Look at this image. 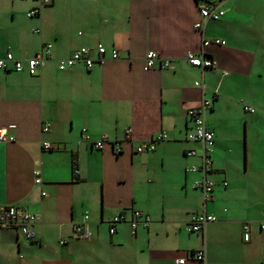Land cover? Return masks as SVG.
I'll return each mask as SVG.
<instances>
[{
	"label": "crops",
	"instance_id": "obj_1",
	"mask_svg": "<svg viewBox=\"0 0 264 264\" xmlns=\"http://www.w3.org/2000/svg\"><path fill=\"white\" fill-rule=\"evenodd\" d=\"M6 1L12 11L17 0ZM204 2L94 0L79 27L62 26L53 6L37 2L24 10L39 14H23L19 25L0 18V57L11 51L24 66L0 69V128L14 137L0 142V206L41 218L34 239L0 226V264H203L192 256L201 248L205 264H264V0H224L225 15L199 30ZM47 42L51 56L31 74L26 59ZM99 43L107 52L92 68H59L60 59ZM150 50L169 65L148 68ZM189 52L205 53L214 66L190 64ZM202 98L212 101L205 121L214 132L207 201L194 185L203 173L187 170L202 159V142L187 139V110ZM162 131L168 137L154 150L136 151ZM104 136V147L95 148ZM46 141L55 147L44 149ZM190 149L196 155H185ZM132 210L151 222L133 232L122 221L110 233L111 219L122 211L128 219ZM203 211L217 220L190 231L191 216ZM77 225L89 239L75 236Z\"/></svg>",
	"mask_w": 264,
	"mask_h": 264
},
{
	"label": "built area",
	"instance_id": "obj_2",
	"mask_svg": "<svg viewBox=\"0 0 264 264\" xmlns=\"http://www.w3.org/2000/svg\"><path fill=\"white\" fill-rule=\"evenodd\" d=\"M224 0H205L204 3L200 5L199 14L200 18L195 22L194 27L202 30L209 20H218L225 15V10L219 5ZM44 4L50 3V0H42ZM39 14V8H33L28 11L29 16H34ZM38 31V30H37ZM216 42L224 43V40H216ZM203 43H207V40L203 39ZM52 43H44L40 51H38L34 56L26 59L28 63V71L31 74H35L36 71L41 68L45 61L51 56ZM93 52H96L97 57L94 56ZM107 49L104 44L99 43L96 47L83 46L75 50L70 56L62 58L59 60V68L65 70L72 67L77 62H83L87 68H92L96 61H102ZM112 58L119 57V51L114 48L111 54ZM187 60L190 64L195 66H200L202 69H206L214 66V62L211 58L207 57L205 53L197 54L195 52H189L187 54ZM147 67H155L157 64L160 67H166L169 65V60L162 59L158 52L150 50L146 55ZM12 62V69L21 71L24 69L23 61L16 59L11 51H8L4 57H0V69H9L8 63ZM196 85L202 86L204 84L197 82ZM212 101L206 98H202L198 106L191 107L187 110V114L192 119L191 131L187 134V139L191 141H199L203 144V151L201 153V162L199 165H191L187 168L188 171L200 170L203 173V177L195 182V187L202 191L204 200L207 201L212 197L213 188L215 182L207 176L208 172L211 170L212 159L210 157L211 146L214 141V132L209 129L205 121V112L211 107ZM245 110L248 112H255L257 107L253 105L246 104L244 106ZM264 111V107L262 108ZM46 128V127H45ZM85 131V130H84ZM130 129L126 131V134L130 137ZM166 132L162 131L155 135L153 140L143 141L139 143L136 147L137 152L152 151L155 149L154 142H159L167 139ZM13 136H8L7 130L5 128H0V142L5 140H13ZM108 141L107 137L96 141L94 147L97 149H102L105 142ZM113 148L119 152L121 150L120 142L115 141L112 143ZM55 145L51 142H43L44 149H52ZM195 149H190L185 152L187 156L196 155ZM36 175V183H41L40 171L38 169L34 170ZM40 216L30 213L29 211L14 206V205H3L0 206V226L1 227H12L16 228L29 239L35 238L34 224L40 220ZM142 219V221H140ZM217 220L216 215L212 213L197 212L191 216L190 221V231L192 232H202L206 225L210 222ZM122 221H128L132 227L133 232L140 222L147 226L151 222V217L148 214L143 213L140 210H132L131 217L127 219L126 211H122L118 215H115L110 221V233H114L116 230V224ZM261 230H264V222L259 223ZM243 230V240L248 241L251 237V224L246 222L242 225ZM74 233L76 237L89 239L91 232L84 230L81 225H77L74 228ZM195 260H198L205 264L206 262V249L201 248L195 250L192 254ZM178 264H183L185 258H178L176 260Z\"/></svg>",
	"mask_w": 264,
	"mask_h": 264
},
{
	"label": "rangeland",
	"instance_id": "obj_3",
	"mask_svg": "<svg viewBox=\"0 0 264 264\" xmlns=\"http://www.w3.org/2000/svg\"><path fill=\"white\" fill-rule=\"evenodd\" d=\"M29 2L30 4L32 2H37L42 7L53 6L49 7V10L50 8L53 9L51 17L56 19V21L62 24V26H70L72 24L79 27L80 22L87 19L90 14L89 12L94 9V0H55V5H53L52 0H50V3L47 4H44L42 0H17L14 3L15 7L13 10L7 11V9L10 10V4L12 3L10 1L5 2V0H3L0 1V10L3 13L0 14V18H7L8 20L13 18L16 24L19 25L21 22L18 21L21 18H24L23 16L28 13V10L24 9L25 5ZM4 4L7 5V9L4 7Z\"/></svg>",
	"mask_w": 264,
	"mask_h": 264
},
{
	"label": "trees",
	"instance_id": "obj_4",
	"mask_svg": "<svg viewBox=\"0 0 264 264\" xmlns=\"http://www.w3.org/2000/svg\"><path fill=\"white\" fill-rule=\"evenodd\" d=\"M27 15H28V13H27ZM38 15V14H37ZM29 16V15H28ZM35 16V15H34ZM30 17H32V16H30Z\"/></svg>",
	"mask_w": 264,
	"mask_h": 264
}]
</instances>
